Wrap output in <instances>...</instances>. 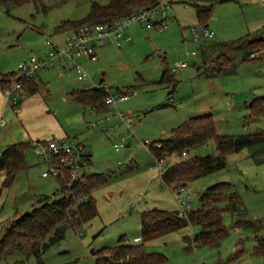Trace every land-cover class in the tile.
<instances>
[{"label":"rangeland","instance_id":"374dc122","mask_svg":"<svg viewBox=\"0 0 264 264\" xmlns=\"http://www.w3.org/2000/svg\"><path fill=\"white\" fill-rule=\"evenodd\" d=\"M97 1L106 4L109 0ZM89 11L90 0L0 5V70L21 74V62L49 51V37L61 41L73 34V30L56 33L57 25L82 18ZM168 14L171 19L164 30L132 23L129 25L131 42L119 46L110 40L100 45L96 61L83 56L81 64L92 78L80 80L73 65L64 69L58 62L38 70L37 79L46 84L49 99L59 107L63 122L73 131L69 132L71 138L83 142L92 153V163L85 169L86 173L110 171L111 176L93 191L98 214L92 219L70 225L65 237L46 249L43 246L51 234L18 238L0 254V264H39L36 246L40 248L44 264H98L96 251L115 245L122 235L126 241L137 243L134 239L142 237V211L179 208L178 190L164 185L160 175L181 157L171 155L160 166L155 154L142 144L169 138L172 129L188 118L212 112L221 134L264 130V113L255 115L251 108L255 99H263L260 102L264 105V46L257 49L256 56L251 55L255 60L242 62H238L240 53L230 48L227 53L237 62L236 70L214 77L198 73L195 66L202 62V54L188 56L195 49L199 51L204 43L237 39L262 30L264 0L216 3L208 22L216 36L200 41L186 35L189 28L200 23L195 7L188 0H172ZM181 60L189 64L173 72L177 85L169 96L173 85L162 82L161 77L164 69H171ZM211 65L209 61L205 68ZM103 85L113 95L122 89L130 91V96L109 105L107 110H97L81 105L71 95L73 89ZM121 114L132 117V130ZM116 143L124 146L117 150ZM213 153H217V148L210 140L183 157ZM250 154L249 148L229 154L225 168L189 182L182 190L183 196H191L192 209L200 206L199 194L217 182L228 181L239 192L244 211L234 215L224 211V224L230 230L220 246L187 249L184 237L199 230L192 225L149 241L142 239L139 243H144L149 252L164 256L163 261L155 264H213L218 259L231 257L240 241H243L244 254L234 264H264V257L254 253L258 238L264 237V162L256 163ZM25 158L28 169L20 170L10 186L3 187L4 176L0 173V239L17 217L39 206L43 195L53 196L59 186L56 177L42 175L44 167L31 147L25 150ZM239 220L246 224L231 226Z\"/></svg>","mask_w":264,"mask_h":264},{"label":"trees","instance_id":"16d2710c","mask_svg":"<svg viewBox=\"0 0 264 264\" xmlns=\"http://www.w3.org/2000/svg\"><path fill=\"white\" fill-rule=\"evenodd\" d=\"M44 0H0V5L5 7L20 6L30 2H43ZM160 0H109L102 4L97 0H90V11L82 18L65 20L55 27L56 33L68 30H77L83 25H96L101 23H113L137 9L152 7ZM234 0H188L196 9L197 18L200 23L209 25L213 16L214 5L218 2ZM264 46V28L254 33H248L237 39L218 41L209 44H202L199 48L202 54L203 63L197 65L200 75L214 77L220 74L234 72L237 62L231 57L227 50L236 49L239 61L255 60L251 58L253 52ZM218 53L215 57L212 56ZM209 61L211 69L205 68ZM214 63V64H213ZM211 70V71H209ZM15 72L0 73V86L8 85ZM22 85V94H34L39 91L40 84L34 76L25 75L17 78ZM161 81L171 83L173 87L169 90V96L173 95L177 81L173 77L170 68L163 71ZM103 81V79H102ZM130 93L119 89L120 93ZM71 95L75 101L83 106L90 105L97 110H107L109 105L106 102L107 92L104 86H97L87 89H74ZM21 99V98H20ZM19 99V100H20ZM263 99H255L251 104L252 112L255 115L264 113V105L260 102ZM19 102V101H18ZM17 104V103H16ZM14 104V105H16ZM213 140L216 144L217 153L199 155L191 154L183 157L184 153L197 151L200 147ZM160 143V146L157 144ZM32 144L30 142H17L8 145L0 156V173L3 174V187L10 186L17 173L22 169H28L25 158V150ZM245 148L250 149V156L256 163L264 162V130L253 133L242 134H221L218 133L213 115L205 113L188 118L182 124L172 129V134L167 139L152 141L150 150L157 159H164L171 155L178 154L180 160L167 166L161 173L165 185L181 190L186 185L209 173L221 170L228 164L229 154L237 153ZM91 161V154L89 153ZM65 175L58 177L60 190L69 195L53 196L43 195L39 198L40 205L25 215L17 217L6 233L0 239V254L12 247L18 238H38L51 234L44 249L59 242L65 237L67 228L70 225L76 226L83 221L92 219L98 214L96 200L93 191L107 181L110 173H85L81 179L75 180L70 187L69 171L64 170ZM88 195L87 200H77ZM200 206L191 209L187 216H181L178 208L168 210L163 208H151L141 212V238L149 241L152 238L164 235L187 226H198L199 230L192 236L184 237L187 249L197 246L208 245L218 247L229 235V227L224 224V211H230L232 215L243 212L242 201L239 192L234 185L228 181H221L207 187L199 194ZM246 224L244 220L233 222L232 227H240ZM37 247L39 264H44L41 259L40 248ZM98 252V264H155L164 260L160 253L149 252L144 243H131L121 236L118 242L112 246L103 247ZM254 253L264 257V237L258 238ZM244 254L243 241L238 242L235 253L228 259H218L213 264H234Z\"/></svg>","mask_w":264,"mask_h":264},{"label":"built area","instance_id":"2783aa9c","mask_svg":"<svg viewBox=\"0 0 264 264\" xmlns=\"http://www.w3.org/2000/svg\"><path fill=\"white\" fill-rule=\"evenodd\" d=\"M172 7V0H160L158 4L152 7L140 8L131 14L120 18L113 23H101L96 25H83L73 34L68 36L63 44L54 42L50 37L47 39L49 51L40 57L34 55L19 64L20 73L11 78L8 85L2 86L5 98L12 104L18 103L22 97V85L17 78L20 76H33L39 69L52 66L56 62L72 61L74 68L78 72V78L84 80L91 78V75L83 68L79 59L87 57L89 59H97V46L114 40L119 46L132 41L133 37L128 33L129 25L138 23L143 28L164 30L169 27L168 21L171 19L169 10ZM190 33V34H189ZM186 35L192 36L194 41H200L201 38H215L216 32L206 23H198L189 28ZM264 52V51H263ZM198 50L188 53V56L197 55ZM258 53L255 51L252 56ZM187 60L177 62L171 72L177 71L179 68L188 66ZM104 86V85H103ZM107 92L106 102L108 105L116 104L118 100H126L130 93H117L113 95L110 89L104 86ZM129 129H133L132 117L121 114ZM152 142H143V146L150 149ZM160 146V143L157 144ZM124 144H115L117 150L121 149ZM33 148L38 156L39 163L44 167L42 175L44 177L54 176L56 178L64 176V170L69 171V181L67 186L70 187L75 180L81 179L86 173L85 169L90 165L89 152L83 142L68 137H52L49 139L38 140L33 143ZM186 154V153H184ZM2 151L0 150V156ZM167 158V157H166ZM157 159L160 166L165 159ZM163 170L161 171V173ZM182 190H178L177 201L179 204V214L187 216L192 209L191 196H183ZM69 195V193L59 191L58 195ZM88 195L80 197L77 202L87 200ZM141 237H136L135 242H140Z\"/></svg>","mask_w":264,"mask_h":264},{"label":"crops","instance_id":"0c3cea01","mask_svg":"<svg viewBox=\"0 0 264 264\" xmlns=\"http://www.w3.org/2000/svg\"><path fill=\"white\" fill-rule=\"evenodd\" d=\"M128 33H130L129 29H128ZM66 38H64L61 41H55L53 39L52 40L58 44H63ZM204 44H209V43L207 42ZM99 46L100 45L97 46L96 60L99 59V55H98V51L100 49ZM81 59L82 57L79 59L80 62L82 61ZM58 63L64 69L70 67L71 65H73L74 67V62L72 61H63ZM202 63L203 60L199 64L196 63L195 66L196 69H197V65H200ZM0 73L5 74L9 72H2L0 70ZM37 73L38 71L33 76L35 80L41 83L39 91L34 94L23 93L21 99L16 105L6 100L2 87L0 86V150L2 152L8 145L17 142H30L32 144L30 147L34 150L33 143L35 141L49 139L52 137H68V138L73 137L69 133V132L73 133L72 129L69 128L63 122L62 117L60 116L61 112L59 107H57L49 99L50 91L46 86V84H44L40 79H37L38 78L36 77ZM89 82L91 81L89 80ZM209 113L212 114V112ZM89 153L91 154V161H92V153L90 151ZM103 173H110V171ZM161 182L163 183L162 178H161Z\"/></svg>","mask_w":264,"mask_h":264}]
</instances>
